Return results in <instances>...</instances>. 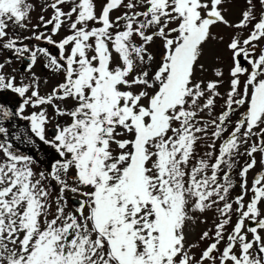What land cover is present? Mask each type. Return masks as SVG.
<instances>
[{
  "label": "snow or ice",
  "instance_id": "1",
  "mask_svg": "<svg viewBox=\"0 0 264 264\" xmlns=\"http://www.w3.org/2000/svg\"><path fill=\"white\" fill-rule=\"evenodd\" d=\"M96 3L45 0L21 37L35 5L0 0V92L18 97L0 102V264H264V0L235 24L222 0ZM218 23L237 30L223 94L222 69L196 76ZM41 55L61 78L45 95ZM33 136L54 150L39 172L16 144Z\"/></svg>",
  "mask_w": 264,
  "mask_h": 264
},
{
  "label": "rangeland",
  "instance_id": "2",
  "mask_svg": "<svg viewBox=\"0 0 264 264\" xmlns=\"http://www.w3.org/2000/svg\"><path fill=\"white\" fill-rule=\"evenodd\" d=\"M97 11L101 8V0H97L96 3ZM222 14L224 15L225 19L228 20L230 23L235 24L242 18V12L246 10L247 4L246 0H222V5L220 6ZM257 10H259V6H257ZM117 13H113V15H116ZM28 31L30 30L27 29ZM237 30L234 28H230L225 26L224 24L218 23L214 27H212L211 32L216 37V39H209L207 44L204 46V54L201 59V63L205 65V68L207 71L201 73L199 70H197L196 76L197 78H203L205 81L215 79L214 76V70L216 68H220L224 72V84L219 89L220 92L226 93L228 90V72L229 68L231 67V52L227 50V43L229 42V38L236 32ZM247 34V29L244 30V35ZM61 36L64 35L63 32L60 34ZM223 37V42H219L220 38ZM56 39H59L60 37H55ZM24 72L20 70L17 74V78L20 79L21 75H23ZM60 80V77L58 76H51V83L49 86H41L40 85V93L41 95L46 94L49 89L54 87V84L56 85L57 82ZM27 83V81H25ZM221 103L218 101V104ZM49 112H51L49 110ZM53 123H50L48 125V129H51L53 127ZM29 135L30 128H29ZM48 136L50 138L49 132ZM32 139L35 141L34 143H31L30 147L21 148L20 151L24 154H30L33 157H35L40 163L38 165H33L34 169L39 172L42 168L47 167V158L51 156L52 152L54 151L51 149L48 145L43 144L38 140V138H35L34 136ZM241 163H243V159L241 160ZM255 175V172H250L248 175V181L249 185H251V181L253 179V176ZM239 191V188L237 187L236 191L233 192V196L237 194ZM209 223L208 224H198L194 226V232L189 236V240L191 242H196L199 234L206 230L209 227H212L211 223V216L212 213L209 212ZM206 242H203L200 244V247L203 248L205 246Z\"/></svg>",
  "mask_w": 264,
  "mask_h": 264
},
{
  "label": "flooded vegetation",
  "instance_id": "3",
  "mask_svg": "<svg viewBox=\"0 0 264 264\" xmlns=\"http://www.w3.org/2000/svg\"><path fill=\"white\" fill-rule=\"evenodd\" d=\"M29 2L33 3L35 5V9L31 13L30 23L28 24V29L30 28V30L28 31V30H24V29H18L21 37L31 35V32H32L34 26H36L39 23V16L41 14H43L45 16V18L47 19V18H50L51 12H52V10L49 8L47 12L42 13L41 5L43 3H45V0H29ZM50 28H51V26H49V29ZM35 30L38 32V31L43 30V29L42 28H36ZM25 43H29L31 45L39 44L40 46L48 47L53 54L57 53V51H58L55 47H53L51 45H46V44H43L42 42H37L35 40L25 41ZM11 55L12 54L6 50L0 51V62H3L5 59L9 58ZM46 62H47L46 59L41 55L39 57L38 63L36 64V66L34 68V71L37 74V76L41 77L42 80L48 81L47 84H44L42 82L40 84L41 86H49L51 83L52 74L49 73V71L43 67V64ZM26 64H27L26 60L18 61L15 58H13L12 63L10 65H7L5 67V69L3 70L4 74L5 75L13 74V75L17 76V74L20 70L25 72ZM14 69L17 71L13 72ZM17 79L19 80V78H17ZM54 86H55V84H54ZM50 92L51 91L49 89V91L47 93H50ZM43 95H45V94H43ZM17 100H18V97L15 96L11 91L0 92V102H2L4 104H11L13 107H15L17 104ZM49 110L51 111V109H49ZM28 111L30 112L31 109H29ZM14 123H15V128H12L10 126L9 122H5L4 126L8 127L10 132L17 131L19 133H24L26 136H30L29 135V125H28L27 121L16 119L14 121ZM16 144H17L19 150L21 148L30 147V145H31V143H24L21 141H17Z\"/></svg>",
  "mask_w": 264,
  "mask_h": 264
},
{
  "label": "water",
  "instance_id": "4",
  "mask_svg": "<svg viewBox=\"0 0 264 264\" xmlns=\"http://www.w3.org/2000/svg\"><path fill=\"white\" fill-rule=\"evenodd\" d=\"M51 129H52V128H51ZM51 129H49V135H50V137H51V134H52V133H51Z\"/></svg>",
  "mask_w": 264,
  "mask_h": 264
}]
</instances>
